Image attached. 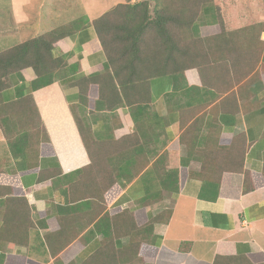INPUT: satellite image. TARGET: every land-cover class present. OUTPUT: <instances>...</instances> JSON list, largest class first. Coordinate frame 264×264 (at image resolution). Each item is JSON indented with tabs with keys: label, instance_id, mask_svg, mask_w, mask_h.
Returning <instances> with one entry per match:
<instances>
[{
	"label": "crops",
	"instance_id": "0c3cea01",
	"mask_svg": "<svg viewBox=\"0 0 264 264\" xmlns=\"http://www.w3.org/2000/svg\"><path fill=\"white\" fill-rule=\"evenodd\" d=\"M30 3L0 0L11 8L0 54L61 27L22 26ZM84 19L54 44L64 63L51 85L35 89L33 68L0 67V186L19 192L0 199V231L9 220L0 264H188L197 248L209 264L218 255L264 264V31L215 49L205 85L196 69L153 79L150 105L137 108L112 90L94 20ZM220 31L202 26L201 36ZM35 110L46 134L14 152L40 128ZM28 155L36 165L20 171ZM167 209L152 236L139 232Z\"/></svg>",
	"mask_w": 264,
	"mask_h": 264
},
{
	"label": "trees",
	"instance_id": "16d2710c",
	"mask_svg": "<svg viewBox=\"0 0 264 264\" xmlns=\"http://www.w3.org/2000/svg\"><path fill=\"white\" fill-rule=\"evenodd\" d=\"M177 1L180 3V7L173 11H168L167 7L163 6V4L160 5V3L152 11L148 2L139 0V2H135L133 5L119 6L92 23L98 35L100 45L107 57L106 71L110 74L112 80V90H115L117 93L120 90L125 96V103L129 106L146 108L150 105V83L155 78L169 75L177 78L178 74L184 75L185 71L196 69L200 73L203 85H205L207 82L203 78L204 72L208 65L213 66V62H209V60L215 57L210 58L208 56L211 54V49L219 51L225 42L236 43L235 46H238L239 40H245V36H248L251 31L258 30L259 35L264 31L263 28L259 29V26H263V24L252 25L237 30H228L222 27L224 25L219 17L216 14L208 13L214 0H200L198 5L194 0ZM199 12L201 13L200 15ZM85 25L86 20L84 17H81L68 26L53 29L43 36L31 39L4 52L0 54V67L4 69L10 68L14 71L33 68L37 75V79L34 81V88L47 87L54 82V67L56 65H63L64 63V59L56 55L54 44ZM170 26H181L184 28L189 26L186 31L187 41L183 45L175 38V32H170ZM202 26H219L221 31L217 35L202 37ZM110 31L114 32V38L112 39H108L105 35V33ZM148 35L151 38V42L149 43L147 42ZM241 36L242 38H240ZM118 42L124 44L120 52H117L115 49ZM148 44L151 45L149 46ZM154 45L156 46L154 47ZM113 51L117 58V67H112L108 57L109 53L113 57L111 53ZM35 114L40 128H37L38 131L33 133L34 137L37 132L45 133L36 110ZM0 121L7 135L8 130L5 127V120L0 119ZM33 134L27 136L28 141L33 142L31 140ZM22 138L18 137L20 140L12 142L14 144L11 143L10 139L14 152L15 147L13 145L15 146L18 144L17 142L24 141ZM237 139L241 142L244 140V136H239ZM21 147L19 145L18 149H16L18 155L22 151ZM17 154L15 153L16 157ZM16 164L20 171L30 170L36 165L30 155L26 159H19L18 157ZM237 164V172L243 173V158ZM146 165L147 163L144 162L142 167L144 168ZM244 173L246 178L244 192L248 193L252 191V187L247 185L249 183V174L247 172ZM110 179L113 184L117 178L112 177ZM127 179L130 180L132 178ZM158 179L163 188H167V184L171 182V178L164 177ZM175 183L177 192L178 176ZM18 193V190L14 187L0 186V199L4 196L9 197V195H17ZM171 214V209L165 210L163 213L152 218L147 225L141 227L139 232H143L144 235L151 234L152 236L155 224L168 222ZM8 221L5 218L3 219L4 226L0 231V234L3 236L8 231ZM134 232L133 230L132 234ZM156 238L157 236L154 234V242ZM145 239L147 240L148 238ZM10 242L20 243L15 241V239H11ZM188 244L182 245L181 249ZM213 264L252 263L246 257L218 255Z\"/></svg>",
	"mask_w": 264,
	"mask_h": 264
},
{
	"label": "rangeland",
	"instance_id": "374dc122",
	"mask_svg": "<svg viewBox=\"0 0 264 264\" xmlns=\"http://www.w3.org/2000/svg\"><path fill=\"white\" fill-rule=\"evenodd\" d=\"M142 2H148L151 9H155L158 3L165 5L168 11H173L180 7V3L177 0H141ZM200 0H194L198 5ZM29 6L25 8V15L29 18L27 23L22 26H68L81 17H89L94 21L101 18L106 13L116 9L123 5H133L139 0H30ZM93 6V7H92ZM11 8L2 7L0 10V23L3 26H8L7 14H10ZM199 10V9H198ZM201 10V9H200ZM209 14H216L222 21V27L231 30L230 28L248 27L252 25L263 24L259 26V29L264 30V0H214L213 5L208 10ZM201 13L199 12V15ZM187 28L181 26H170V32H175V38L182 43L187 40ZM108 39L114 38V32L110 31L105 33ZM147 42H151L150 35L147 37ZM149 46L151 44H148ZM156 45H154L155 47ZM124 44L118 42L115 46L117 52H120ZM109 53V60L112 67H117L118 62L115 57L114 51ZM215 56L214 50L211 49V56ZM37 124H33L32 128H35ZM27 136L22 139L27 140ZM35 137H32L34 141ZM23 142V140H22ZM1 165V162H0ZM181 233V232H179ZM205 248L196 249L195 257L201 258L208 253ZM182 257V254L180 255ZM192 257L188 259V264H209L212 260L210 256H205L198 261ZM173 264L177 263V260H172Z\"/></svg>",
	"mask_w": 264,
	"mask_h": 264
}]
</instances>
